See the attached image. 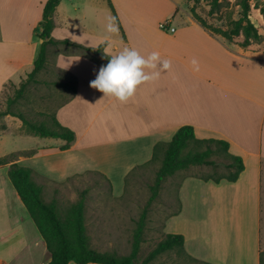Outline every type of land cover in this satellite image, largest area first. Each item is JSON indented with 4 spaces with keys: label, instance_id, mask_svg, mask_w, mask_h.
Wrapping results in <instances>:
<instances>
[{
    "label": "crops",
    "instance_id": "0c3cea01",
    "mask_svg": "<svg viewBox=\"0 0 264 264\" xmlns=\"http://www.w3.org/2000/svg\"><path fill=\"white\" fill-rule=\"evenodd\" d=\"M1 1L4 0H0L3 17L5 8ZM22 1H17L18 7ZM46 1L30 0L29 7L18 12V16L27 17V22L16 21L11 30L26 32V39L35 35L37 40L31 37L27 49L36 47V50H29L24 56L28 69L21 71L22 66H18L0 71V93L6 83L26 78L32 70L42 44L37 34ZM174 1L178 4L180 0ZM138 3L134 0H125V4L116 0H60L53 14L51 38L68 40L93 51L102 43H106L105 48L110 47L111 39L104 30L109 18L105 8L110 7L114 9L120 32L111 47L114 54L125 47L134 48L143 56L158 51L162 60L171 61V68L157 80L140 85L131 99L120 103L103 97L89 86L102 66L74 50L92 55L93 52L65 45L57 46L73 51L56 52L55 46L49 45L45 68L53 65L70 79L63 82L76 87V92H70L53 115L75 133L76 139L68 149L60 150L66 144L61 139L7 131L0 139H24L35 145L8 151L0 158L12 153L34 152V155H19L14 163L61 183L66 173L60 178L53 164L62 159L64 164L61 161L58 164L66 171H77L75 174L95 171L113 184L115 175L119 182L124 181L135 167L148 162L156 144L168 143L180 127L192 126L197 139L227 142L228 152L242 160L244 170L235 182L214 183L185 177L177 192L180 210L167 219L164 231L182 234L184 250L198 261L260 264V251H264V49L242 48L230 43L179 8L161 17L174 25H171L174 32L158 36L143 33L136 22L142 9ZM31 4L36 8L34 12ZM90 8L98 12L91 19ZM32 15L34 19L29 21ZM4 26L5 20L0 18V27ZM5 42H8L7 48L26 46L21 40L14 42L8 38ZM15 53L12 50L15 61L23 58L19 52ZM6 54L7 51L0 53V58ZM74 56L75 60H68ZM193 58L199 61V71L192 69ZM13 74L17 77L13 78ZM90 109L95 111L93 117L85 120L83 126L77 125V130L72 125L74 119H85ZM98 119L101 121L97 130L92 132ZM9 166L0 167V264H48L50 255L44 240L8 178ZM177 219L184 227L169 231Z\"/></svg>",
    "mask_w": 264,
    "mask_h": 264
},
{
    "label": "rangeland",
    "instance_id": "374dc122",
    "mask_svg": "<svg viewBox=\"0 0 264 264\" xmlns=\"http://www.w3.org/2000/svg\"><path fill=\"white\" fill-rule=\"evenodd\" d=\"M17 1H1V5L5 8V15L2 17V11L0 10V18H4L5 26L0 27V53L7 51V54L5 58H2V56L0 58V71H2L5 67L10 69L18 66H22L20 69L21 71L28 69V64L24 56L29 52V50L34 52L36 50V47L35 49H27V43L31 40V37L32 40H37L35 35L32 34V36H29V38L26 39V32L14 31L15 33H13L11 30V28L16 25V21H20V23L27 22V17L25 15L22 17H20V15L18 16V12L21 11L22 8L24 10L25 6L29 7L30 0H23L19 7L17 6ZM116 1L120 4H125V0ZM134 1H138V7L142 8L140 9V16L136 20V22L138 21V29H140L143 33L155 36L163 34V31L170 33L162 28L161 29L163 31L160 30L159 23L165 22V20H162L164 18L161 17L170 12L172 9H182L185 15L188 14L193 17L190 10L194 7L195 14L201 18V20L205 23V26L210 29L220 28L222 30H227L230 27L231 21L240 18V8L237 6V0H221L223 2V7L218 13L213 15H209V3L204 1L197 5H194V2L189 0H180L178 4L174 0ZM33 5L34 4H31L30 8L32 12L36 10ZM250 6L251 11L249 13V19L261 35L260 42H254L252 45L257 48L264 49V19L259 11V9L264 6V0H250ZM109 8H105V14H108L109 17L115 18L113 13L114 9L112 11V9L110 8L111 10H109ZM148 8L150 9L148 10ZM88 12L90 13L89 19L96 17L98 14L96 8H90V11ZM126 13H129V11L126 10ZM33 19L34 17L32 15L29 16L28 20L32 21ZM171 25L174 26L173 24ZM163 26L167 27L165 23H163ZM106 35L111 39L112 43H110V47L105 48L106 43H102L99 44L100 46L98 45L100 51H93V55L78 50H74V53H81L82 55L91 58L93 62L99 63L101 66L106 65L107 62L102 59V52L105 49L104 55L108 59L115 55L111 47L114 44V41L119 37L120 32L118 30L114 34L106 33ZM8 38L13 39L14 42L19 40L24 41L26 45L25 48L22 46L7 48L8 42L5 41H7ZM54 48L56 52L57 50L64 52L73 51L65 46H55ZM12 50H16V53L19 52L23 58L15 61L16 57H14L15 55L12 56ZM95 53L101 56L95 55ZM75 59L76 56L70 57L68 60ZM16 77L17 76L13 74V78ZM24 79L25 76L6 83L0 93V111L6 110L8 100L15 97V93ZM37 79L39 83L30 84L26 88L23 98L18 101L17 104L12 106V110L14 112L22 113L32 122H41L44 120L45 117L41 114L52 115L55 109L71 95L69 91H65L59 86L54 85L55 82L70 81V79L65 74L57 71L53 65L46 67L45 70L41 71L38 74ZM74 84L77 85L76 80L74 81ZM97 109L98 107H96L95 110ZM94 112L95 111H92L91 109L88 110V112H86L87 117L85 119L81 120V118L79 119L78 117L74 119L72 125H74V127L78 130L77 125H80V127L83 126L85 120L89 117H93ZM100 121L101 119H98L93 124L92 132L97 130ZM3 126L6 127V130L3 129ZM7 131H11L15 134L23 133L19 127V121L17 119L3 117L0 119V135L6 133ZM27 144L35 145L32 141H29L28 143L25 142L24 139L14 140L11 137H3L0 139V157L7 154L8 151L25 148ZM212 158L221 164L219 171L225 172L223 165L227 164L228 161L224 158V156L214 155ZM16 159L17 158H14L12 160L15 161ZM60 161L64 164V161L60 159L53 165L54 168L58 170L60 178H62L66 173L65 179L61 183L50 181L37 173L33 175L34 182L40 185L43 189L44 201L46 203L55 201L58 208L64 213L71 205L80 199L82 194H84L86 203L85 226L87 229V235L90 239L91 247L100 252H110L120 256L128 255L131 251V242L133 231L135 229V222L139 218L142 209L150 197V186L154 182L155 172L159 168L160 162L158 161L152 165L136 170L128 175L124 181L121 180V182L118 180V175H115L113 178V184L109 181L112 186L111 189L107 179L100 173L89 171L82 174H75L77 171L71 172L61 168V165L58 164ZM67 161L68 160L66 159L65 163H67ZM211 173L212 171L210 167H190L185 171L176 173L173 177L168 178L163 183L158 197L150 207L143 235V242L140 246V251L137 257V264H141L157 243L161 241L165 235L170 234L168 233V230L165 233L164 226L169 217L175 216L179 212L178 209L180 202L177 192L180 182L185 177H197L200 175H209ZM173 226L174 227H170L169 231L172 229L177 231L184 227V224L177 219L176 221L174 220ZM149 264H203V262L198 260H196V262L191 261L178 254L176 251H170L160 255Z\"/></svg>",
    "mask_w": 264,
    "mask_h": 264
},
{
    "label": "trees",
    "instance_id": "16d2710c",
    "mask_svg": "<svg viewBox=\"0 0 264 264\" xmlns=\"http://www.w3.org/2000/svg\"><path fill=\"white\" fill-rule=\"evenodd\" d=\"M189 1H193L194 5L202 1L208 2L210 6L209 15L218 13L223 7L221 0ZM59 3L60 0H47L45 3L37 35L42 40L37 58L33 63L32 70L26 75V78L17 89L15 97L8 100L6 110L0 111V119L3 117L17 119L20 129L27 135L61 139L66 144L60 150H66L75 141V133L69 128L62 126L53 114H41L45 117L44 120L32 122L22 113L12 110V106L23 98L26 88L30 84L39 83L37 76L45 69L47 47L49 45L83 48L68 40L57 41L51 38V32L54 29L53 14ZM237 6L240 8V18L231 21L227 30L207 28L203 20L195 14V8L192 7L190 11L200 25L212 34L218 35L242 48H251L253 46L252 43L260 42L261 35L249 19L251 11L250 0H237ZM259 11L264 19V6ZM83 50L89 53L93 52L91 48H83ZM99 51L100 48L96 50V52ZM102 59L108 63L109 59L105 55H102ZM54 85L65 91L76 92V87L70 82H55ZM3 129L6 130V127L3 126ZM228 148V143L222 140L197 139L193 127L189 125L180 127L168 143H158L154 146L152 158L145 164L135 167L128 174L130 175L136 170L152 165L155 162H160L159 168L155 172L154 182L150 186V197L135 222L131 251L128 255L121 256L110 252H100L91 247L85 226L86 203L84 194L64 213L58 208L55 201L50 203L44 201L42 187L33 180V170L19 166L12 160L23 154L34 155V152L13 153L7 157L0 158V167L10 164L8 178L44 240L50 255L48 264H69L70 262L75 264H137V257L143 242L150 207L158 197L163 183L178 172L185 171L190 167L202 166L210 167L212 171L209 175L197 176L202 181H213L214 183H220L221 181L235 182L244 170V166L239 157L233 156L228 152ZM214 155H222L228 161L227 164L223 165L225 172L219 171L221 164L212 158ZM107 181L109 182L108 179ZM110 187L112 189L111 184ZM170 251H176L186 259L196 262V259L188 255L184 250V237L182 235L167 234L148 253L141 264H149L160 255ZM203 264L208 263L203 262ZM260 264H264V251H260Z\"/></svg>",
    "mask_w": 264,
    "mask_h": 264
},
{
    "label": "clouds",
    "instance_id": "9594fccd",
    "mask_svg": "<svg viewBox=\"0 0 264 264\" xmlns=\"http://www.w3.org/2000/svg\"><path fill=\"white\" fill-rule=\"evenodd\" d=\"M104 30L109 34L118 31L115 18L107 19ZM191 65L193 71H199V61L196 58L191 60ZM171 66V61L162 60L158 51L143 56L136 49L125 47L109 58L89 86L102 93L103 97L126 103L135 95L140 85L157 80Z\"/></svg>",
    "mask_w": 264,
    "mask_h": 264
},
{
    "label": "built area",
    "instance_id": "2783aa9c",
    "mask_svg": "<svg viewBox=\"0 0 264 264\" xmlns=\"http://www.w3.org/2000/svg\"><path fill=\"white\" fill-rule=\"evenodd\" d=\"M163 23H165V25L167 26V27H165V26H163ZM166 30V31H169V32H174L175 31V29L170 25V22L169 21H165V22H162V23H160L159 24V29L160 30ZM162 30V31H163ZM164 32V31H163Z\"/></svg>",
    "mask_w": 264,
    "mask_h": 264
}]
</instances>
